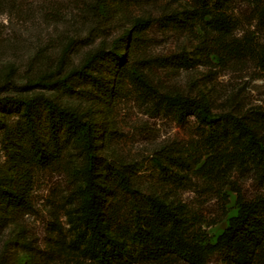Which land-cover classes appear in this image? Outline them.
Listing matches in <instances>:
<instances>
[{
	"label": "rangeland",
	"instance_id": "1",
	"mask_svg": "<svg viewBox=\"0 0 264 264\" xmlns=\"http://www.w3.org/2000/svg\"><path fill=\"white\" fill-rule=\"evenodd\" d=\"M205 5L227 31L205 23ZM263 10L264 0H0V264H124L105 248V205L126 225L145 197L181 205L213 242L237 192L264 191L261 159L241 152L234 126L264 145V71L249 50L264 42ZM173 95L203 99L216 120L180 113ZM88 200L99 244L81 224Z\"/></svg>",
	"mask_w": 264,
	"mask_h": 264
},
{
	"label": "trees",
	"instance_id": "2",
	"mask_svg": "<svg viewBox=\"0 0 264 264\" xmlns=\"http://www.w3.org/2000/svg\"><path fill=\"white\" fill-rule=\"evenodd\" d=\"M202 15H209L205 23L218 31H227L229 20L221 10L211 12L207 5ZM264 19V10L260 14ZM256 63L264 71V42L249 48ZM96 52L89 62L98 58ZM100 59V58H99ZM167 100L177 111L194 116L203 124L213 123L216 119L203 99L187 98L180 95L168 96ZM27 103L24 110L29 111ZM264 114V111L261 112ZM68 121L73 126L89 131L87 123L77 116L69 115ZM234 126L244 138L239 143L242 153L261 159L259 169L264 188V145L242 122L234 119ZM235 214L227 218V224L213 242L206 241L205 234L195 226L191 216L185 215L181 205H168L154 197H145L140 204H135V213L128 224L117 219L115 207L105 205V248L111 247L112 254L120 257L127 254L124 264L143 261H160L180 258L188 264H204L207 257L216 253L220 264H264V191L253 198L244 199L237 192L234 200ZM98 212L88 200L83 209L81 224L88 232L87 244H99L103 234V222ZM124 225V226H123ZM123 233L120 242L110 238L109 232ZM126 239L132 248L126 249ZM126 250V251H125ZM109 255V257L111 256Z\"/></svg>",
	"mask_w": 264,
	"mask_h": 264
}]
</instances>
